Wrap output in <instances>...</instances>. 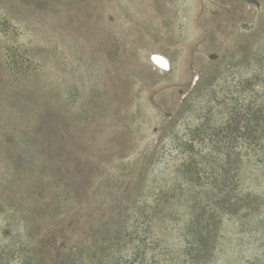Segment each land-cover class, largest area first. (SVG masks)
Returning a JSON list of instances; mask_svg holds the SVG:
<instances>
[{"label":"rangeland","instance_id":"rangeland-1","mask_svg":"<svg viewBox=\"0 0 264 264\" xmlns=\"http://www.w3.org/2000/svg\"><path fill=\"white\" fill-rule=\"evenodd\" d=\"M0 264H264V0H0Z\"/></svg>","mask_w":264,"mask_h":264},{"label":"bare ground","instance_id":"bare-ground-1","mask_svg":"<svg viewBox=\"0 0 264 264\" xmlns=\"http://www.w3.org/2000/svg\"><path fill=\"white\" fill-rule=\"evenodd\" d=\"M151 58L161 68H165L166 66H168L166 58L163 55L159 54L158 52L153 53Z\"/></svg>","mask_w":264,"mask_h":264}]
</instances>
